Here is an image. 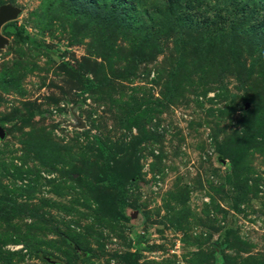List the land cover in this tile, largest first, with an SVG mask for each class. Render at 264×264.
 <instances>
[{"label":"rangeland","instance_id":"1","mask_svg":"<svg viewBox=\"0 0 264 264\" xmlns=\"http://www.w3.org/2000/svg\"><path fill=\"white\" fill-rule=\"evenodd\" d=\"M3 5L30 43L2 27L0 264H264L255 48L158 20L87 25L46 14V0Z\"/></svg>","mask_w":264,"mask_h":264},{"label":"trees","instance_id":"2","mask_svg":"<svg viewBox=\"0 0 264 264\" xmlns=\"http://www.w3.org/2000/svg\"><path fill=\"white\" fill-rule=\"evenodd\" d=\"M210 1L216 4L213 12L200 14L199 10L207 7ZM133 2L134 0H46L45 12L47 14L64 10L65 16L72 20L87 25L98 24L103 28L118 19L123 20L124 23H130V26L140 28L148 23L152 25L153 20H158L163 25L168 23L177 34H198L206 43L217 40L229 47L234 41H237V44L240 43L239 46L242 43L249 45L255 48L260 64L264 65V0H150L153 7L144 14L137 11V6ZM142 15H148L151 18L147 20L144 17L142 22L139 21L140 19L136 22L134 18ZM12 23L6 24L3 32L13 34L18 39L30 43L27 37L10 28ZM65 66L71 72H75L72 66L68 64ZM93 87V83L87 79L85 90ZM0 124L5 128L3 121H0ZM257 132H260L259 135L262 134L259 127ZM98 148L100 152H105L103 146L98 145ZM107 170L108 164L105 168V177L117 189L120 218H126L122 184L108 177Z\"/></svg>","mask_w":264,"mask_h":264},{"label":"water","instance_id":"3","mask_svg":"<svg viewBox=\"0 0 264 264\" xmlns=\"http://www.w3.org/2000/svg\"><path fill=\"white\" fill-rule=\"evenodd\" d=\"M19 14H20V10L14 6L11 5L0 6V49L8 44V39L4 37L1 33L2 27L9 22L15 21ZM5 137H6V130L0 124V140H4ZM137 214L138 213L136 211H133L129 214V216L134 219L137 216Z\"/></svg>","mask_w":264,"mask_h":264}]
</instances>
